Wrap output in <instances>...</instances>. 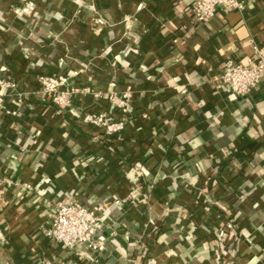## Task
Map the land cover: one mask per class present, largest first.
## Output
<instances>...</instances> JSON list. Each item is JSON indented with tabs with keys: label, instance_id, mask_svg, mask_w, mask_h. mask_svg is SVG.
Here are the masks:
<instances>
[{
	"label": "crops",
	"instance_id": "crops-1",
	"mask_svg": "<svg viewBox=\"0 0 264 264\" xmlns=\"http://www.w3.org/2000/svg\"><path fill=\"white\" fill-rule=\"evenodd\" d=\"M193 1L0 0V76L17 84L1 89L0 174L21 182L0 188V264H264V84L210 85L227 58L264 47V0L204 23ZM41 75L67 76L74 106ZM125 91L119 134L81 122ZM71 196L104 204L102 250L78 257L46 235ZM228 216L236 237L221 247L211 233Z\"/></svg>",
	"mask_w": 264,
	"mask_h": 264
},
{
	"label": "built area",
	"instance_id": "built-area-1",
	"mask_svg": "<svg viewBox=\"0 0 264 264\" xmlns=\"http://www.w3.org/2000/svg\"><path fill=\"white\" fill-rule=\"evenodd\" d=\"M250 0H194L189 8V12L194 21L198 23L209 22L217 17L218 12L243 11ZM7 66L0 67V73L7 71ZM7 73V72H5ZM10 73V72H9ZM13 75L7 78L0 76V108L4 105V95L2 88H16ZM41 88L46 92H53V101L62 107H73L78 88L68 83L65 75H41L39 77ZM264 84V47L254 46L253 54L248 62L243 63L229 57L225 60L220 72L211 80L210 85L218 91L231 92L239 96L250 95L252 92ZM182 93H188L187 88L182 89ZM18 100H22L24 94L28 92L17 91ZM100 96V94H97ZM110 103L114 106L113 111L94 110L85 111L80 115L81 122L87 125H95L101 128L104 136L119 134L128 121L127 117L133 108V98L129 91L122 94L109 92L106 94ZM122 113L121 117L115 116L116 109ZM104 138L105 140H107ZM21 182L10 175L0 174V188L6 185H18ZM137 184H133L129 197L131 200L140 196L146 199L149 195L143 193ZM137 201V200H136ZM120 203V199H116ZM105 206L102 203L92 204L82 202L76 197L64 198L56 202L50 210L49 225L46 227V235L54 243L60 244L69 252L76 256H81L85 246L102 250L105 247V236L99 231L103 220L102 214ZM211 236L221 247L230 244V240L236 237L235 224L228 216L224 223L213 230Z\"/></svg>",
	"mask_w": 264,
	"mask_h": 264
}]
</instances>
